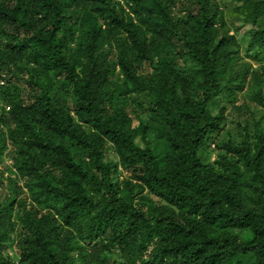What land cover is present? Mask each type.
Wrapping results in <instances>:
<instances>
[{
  "label": "trees",
  "instance_id": "1",
  "mask_svg": "<svg viewBox=\"0 0 264 264\" xmlns=\"http://www.w3.org/2000/svg\"><path fill=\"white\" fill-rule=\"evenodd\" d=\"M231 1L0 0V264H264V0Z\"/></svg>",
  "mask_w": 264,
  "mask_h": 264
},
{
  "label": "rangeland",
  "instance_id": "2",
  "mask_svg": "<svg viewBox=\"0 0 264 264\" xmlns=\"http://www.w3.org/2000/svg\"><path fill=\"white\" fill-rule=\"evenodd\" d=\"M224 5H221V9L227 8V14L233 15L234 5L231 0H223ZM234 18L228 17L229 28L232 29V34L236 33L233 28ZM236 27H242L238 34H244L248 30L247 27H243V25L235 21ZM243 93H240L238 97V101L233 105H229L228 109L225 112V126L224 131L220 134L216 139L209 143L208 155L207 158L211 163H215L218 159V155L220 153L219 146L223 141H227L230 138L238 139L240 130L239 124L242 123L246 118H251V116L255 113L256 115H260L262 111L257 107L255 103H253L248 96L246 95L249 88ZM140 145L142 143L139 142ZM11 160L7 157L6 164H11ZM2 166L0 167V171H2ZM8 174L4 175L7 178ZM1 200V199H0Z\"/></svg>",
  "mask_w": 264,
  "mask_h": 264
}]
</instances>
